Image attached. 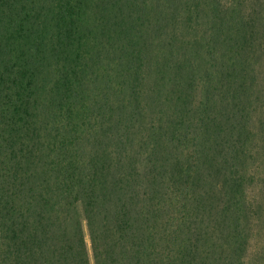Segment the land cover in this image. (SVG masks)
Segmentation results:
<instances>
[{"label": "trees", "instance_id": "16d2710c", "mask_svg": "<svg viewBox=\"0 0 264 264\" xmlns=\"http://www.w3.org/2000/svg\"><path fill=\"white\" fill-rule=\"evenodd\" d=\"M0 264H264V0H0Z\"/></svg>", "mask_w": 264, "mask_h": 264}]
</instances>
